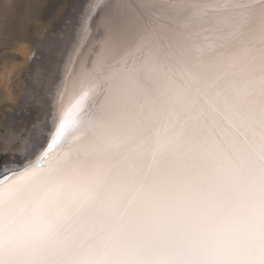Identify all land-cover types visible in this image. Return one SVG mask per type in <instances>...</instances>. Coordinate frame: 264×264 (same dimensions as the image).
Wrapping results in <instances>:
<instances>
[{
  "label": "snow or ice",
  "instance_id": "6c2138e0",
  "mask_svg": "<svg viewBox=\"0 0 264 264\" xmlns=\"http://www.w3.org/2000/svg\"><path fill=\"white\" fill-rule=\"evenodd\" d=\"M63 31L5 120L0 264H264V0H83Z\"/></svg>",
  "mask_w": 264,
  "mask_h": 264
},
{
  "label": "rangeland",
  "instance_id": "374dc122",
  "mask_svg": "<svg viewBox=\"0 0 264 264\" xmlns=\"http://www.w3.org/2000/svg\"><path fill=\"white\" fill-rule=\"evenodd\" d=\"M80 3L83 0H0V141L8 133L6 118H13L22 101L27 110L16 117L15 130L30 127L36 118L31 105L44 72V46L64 29L65 16ZM38 9H43L40 16L32 17ZM34 18L36 24L41 22L37 35V27L28 28Z\"/></svg>",
  "mask_w": 264,
  "mask_h": 264
},
{
  "label": "bare ground",
  "instance_id": "6f19581e",
  "mask_svg": "<svg viewBox=\"0 0 264 264\" xmlns=\"http://www.w3.org/2000/svg\"><path fill=\"white\" fill-rule=\"evenodd\" d=\"M42 11H43V9H38V11L36 10V12L34 11V13H32V17L38 18ZM74 23H76L75 20H74ZM28 28L30 30H33L34 28H36L35 35H37L41 29V22H40V24L39 23L36 24L35 18H34L30 22H28ZM77 31H79V25L78 24H77ZM29 33H30V31H29ZM4 36H5V40H7L8 36L6 34V28L4 30ZM27 36H29V34ZM64 40H65L64 31L59 29L57 32V35L54 38H52L49 42H47V44H45L44 47H45L46 53L44 54V58H43L45 63L41 67L43 71H46L50 67L51 63H58L59 57L57 55V52H58V49H60L63 46ZM16 66H17V64H16Z\"/></svg>",
  "mask_w": 264,
  "mask_h": 264
}]
</instances>
